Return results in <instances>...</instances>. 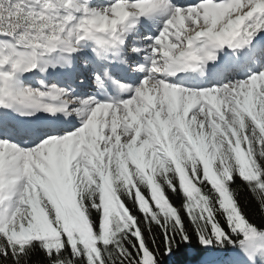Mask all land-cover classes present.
Listing matches in <instances>:
<instances>
[{
    "label": "snow or ice",
    "instance_id": "snow-or-ice-1",
    "mask_svg": "<svg viewBox=\"0 0 264 264\" xmlns=\"http://www.w3.org/2000/svg\"><path fill=\"white\" fill-rule=\"evenodd\" d=\"M0 264H264V0H0Z\"/></svg>",
    "mask_w": 264,
    "mask_h": 264
},
{
    "label": "trees",
    "instance_id": "trees-1",
    "mask_svg": "<svg viewBox=\"0 0 264 264\" xmlns=\"http://www.w3.org/2000/svg\"><path fill=\"white\" fill-rule=\"evenodd\" d=\"M237 187H239V186L237 185ZM246 197H247L249 200L251 199L250 196H249V194H248L246 191H241V192H240V198H241V200L243 201Z\"/></svg>",
    "mask_w": 264,
    "mask_h": 264
}]
</instances>
